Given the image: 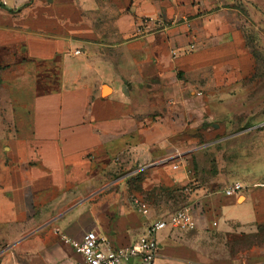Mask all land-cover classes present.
Returning <instances> with one entry per match:
<instances>
[{
  "label": "crops",
  "instance_id": "0c3cea01",
  "mask_svg": "<svg viewBox=\"0 0 264 264\" xmlns=\"http://www.w3.org/2000/svg\"><path fill=\"white\" fill-rule=\"evenodd\" d=\"M238 2L264 0H0V264H75L63 235L127 246L183 207L195 228L159 230L152 264H264V163L234 196L183 189L185 76L255 65Z\"/></svg>",
  "mask_w": 264,
  "mask_h": 264
},
{
  "label": "rangeland",
  "instance_id": "374dc122",
  "mask_svg": "<svg viewBox=\"0 0 264 264\" xmlns=\"http://www.w3.org/2000/svg\"><path fill=\"white\" fill-rule=\"evenodd\" d=\"M233 5L240 12L244 47L255 57V65L244 77L212 80L213 69L185 76L194 81L199 99L197 114L188 116L197 133L187 146L196 185H248L264 163V3Z\"/></svg>",
  "mask_w": 264,
  "mask_h": 264
},
{
  "label": "built area",
  "instance_id": "2783aa9c",
  "mask_svg": "<svg viewBox=\"0 0 264 264\" xmlns=\"http://www.w3.org/2000/svg\"><path fill=\"white\" fill-rule=\"evenodd\" d=\"M78 52L76 51V53ZM172 168H177V164H174ZM195 185L196 181L193 179L183 189L190 192L196 187ZM244 188L245 186L242 183L233 182L226 186L223 192L227 196H234ZM138 207L142 212H147L144 203H138ZM166 227L178 230H193L195 224L190 211L183 207L152 221L147 226L145 234L127 246H112L96 230H87L79 241L72 240L66 235L62 236V240L81 256L82 260L75 264H121L127 263L134 257H137L141 264H152L158 253L156 233Z\"/></svg>",
  "mask_w": 264,
  "mask_h": 264
}]
</instances>
